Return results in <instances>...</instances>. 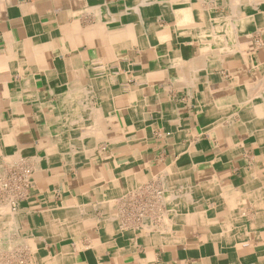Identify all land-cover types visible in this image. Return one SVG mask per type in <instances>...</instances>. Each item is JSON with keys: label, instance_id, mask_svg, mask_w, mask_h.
I'll use <instances>...</instances> for the list:
<instances>
[{"label": "crops", "instance_id": "0c3cea01", "mask_svg": "<svg viewBox=\"0 0 264 264\" xmlns=\"http://www.w3.org/2000/svg\"><path fill=\"white\" fill-rule=\"evenodd\" d=\"M182 3L0 0V264H264V24Z\"/></svg>", "mask_w": 264, "mask_h": 264}, {"label": "bare ground", "instance_id": "6f19581e", "mask_svg": "<svg viewBox=\"0 0 264 264\" xmlns=\"http://www.w3.org/2000/svg\"><path fill=\"white\" fill-rule=\"evenodd\" d=\"M186 1V2H185ZM184 0L181 17L197 29L195 44L208 45L216 52L238 51L243 33L264 24V0ZM163 9V8H162ZM164 11V10H163ZM166 13V12H165ZM167 14V13H166ZM170 19V18H169ZM168 20V19H167ZM167 28V27H166ZM164 29V28H163ZM175 30V29H174ZM175 32V31H174ZM206 34V35H203ZM257 35V34H256ZM250 36V35H249ZM169 39V36L166 35ZM165 37V39H166ZM260 37V36H259ZM264 37V36H263ZM164 38V37H163ZM247 38V37H246ZM261 38V37H260ZM167 40V39H166ZM249 42V41H248ZM256 43V42H255ZM244 46V45H243ZM258 47V46H257ZM263 47V46H262ZM249 48V47H248ZM154 51V50H153ZM250 51V50H249ZM152 53V52H151ZM252 55V54H251ZM250 55V56H251ZM156 56V55H155ZM220 57V56H219ZM263 57V56H262ZM250 58V57H249ZM235 59V58H234ZM243 59V58H242ZM259 59V58H258ZM218 60V59H217ZM251 60V59H250ZM249 60V61H250ZM253 60V59H252ZM228 61V60H227ZM235 61V60H234ZM206 62V61H205ZM208 62V61H207ZM141 63V62H140ZM247 63V62H246ZM245 63V64H246ZM206 64V63H205ZM220 64V63H219ZM238 64V63H237ZM227 65V64H226ZM256 65V64H255ZM148 66V65H147ZM223 66V65H222ZM257 66V65H256ZM254 67V66H253ZM247 69V68H246ZM256 69V68H255ZM253 71V70H251ZM205 72V71H204ZM223 75V74H222ZM140 77V76H139ZM143 77V76H142ZM261 79V78H260ZM191 82V81H190ZM206 82V81H205ZM261 83V81H260ZM148 84V83H147ZM142 85V84H141ZM140 86V85H139ZM145 86V85H144ZM257 86V85H256ZM227 87V86H226ZM263 87V86H262ZM123 92V91H122ZM127 92V91H126ZM113 95V94H112ZM149 95V94H148ZM223 95V94H222ZM258 95V94H257ZM260 95V94H259ZM111 100V99H110ZM112 103V102H111ZM226 105V104H225ZM116 108V107H115ZM114 108V109H115ZM106 111V110H105ZM258 110H256L257 112ZM235 113V112H234ZM102 114V113H101ZM108 114V113H107ZM103 116V115H102ZM108 117V116H107ZM106 118V117H105ZM104 119V118H103ZM109 120V119H108ZM236 121V120H235ZM225 124V123H224ZM229 127V126H228ZM83 128V127H82ZM105 128V127H104ZM100 130V129H99ZM263 131V130H262ZM231 133V132H230ZM229 134V133H228ZM248 134V133H247ZM102 135V134H101ZM97 135V136H101ZM230 135V134H229ZM233 135V133H232ZM103 137V135H102ZM127 138V137H126ZM102 139V138H99ZM231 139V138H230ZM242 143V142H241ZM97 144V143H96ZM234 145V144H233ZM95 147V146H94ZM91 149V148H89ZM112 149V148H111ZM70 151V150H69ZM87 151V149H86ZM102 151V150H101ZM123 152V151H122ZM144 152V151H143ZM135 153V152H134ZM19 154V153H17ZM114 155V154H113ZM120 155V154H118ZM58 157V156H57ZM55 161V160H54ZM115 162V161H114ZM113 162V163H114ZM63 165V164H62ZM168 166V165H167ZM58 167V165H57ZM61 168V167H59ZM21 169V167H20ZM167 169V168H166ZM65 170V169H64ZM170 170V169H167ZM26 171V170H25ZM18 173V172H17ZM15 178V176H13ZM11 178V177H10ZM12 179V178H11ZM10 180V179H9ZM8 181V180H7ZM6 182V181H5ZM11 183V182H10ZM6 184V183H5ZM20 186V185H19ZM2 188V187H1ZM4 188V187H3ZM7 188V187H6ZM14 188V187H13ZM148 188V187H147ZM16 192V191H15ZM19 192V191H18ZM120 192V191H119ZM122 192V191H121ZM138 193V192H137ZM115 200V199H114ZM12 201V200H11ZM94 201V200H93ZM113 202V200H112ZM111 202V203H112ZM110 203V201H109ZM58 207V206H57ZM10 210V209H9ZM115 211V210H114ZM123 215V214H122ZM12 217V216H11ZM163 217V216H162ZM10 221V220H9ZM13 225V223H12ZM168 228V227H167ZM17 230V228H16ZM169 231V230H168ZM167 231V232H168ZM27 238V237H26ZM44 240V239H43ZM26 242V241H25ZM33 242V241H32ZM22 245V244H21ZM29 245V243H28ZM15 247V246H14ZM19 248V247H18ZM16 248V249H18ZM24 248V247H23ZM28 248V247H27ZM13 250V249H12ZM19 250V249H18ZM8 252V250H6ZM5 251V252H6ZM11 251V250H10ZM12 254V252H10ZM18 253V251H17ZM8 255L7 253H5ZM2 256V255H1ZM0 256V257H1ZM18 256V254H17ZM11 257V256H10ZM15 257V256H14ZM19 257V256H18ZM5 258V257H4ZM20 258V257H19ZM2 259V258H1ZM8 259V258H7ZM11 259V258H9ZM16 259V258H15ZM6 260V259H5ZM18 260V259H17ZM21 261V260H20ZM19 261V262H20ZM46 261V260H45ZM7 262V261H6ZM10 263V262H8ZM2 264V263H1ZM19 264V263H18ZM21 264V263H20Z\"/></svg>", "mask_w": 264, "mask_h": 264}]
</instances>
